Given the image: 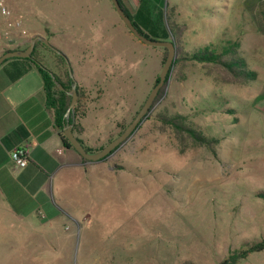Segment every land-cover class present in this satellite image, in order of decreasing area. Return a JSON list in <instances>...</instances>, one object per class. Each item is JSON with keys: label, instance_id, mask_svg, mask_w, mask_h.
<instances>
[{"label": "rangeland", "instance_id": "obj_1", "mask_svg": "<svg viewBox=\"0 0 264 264\" xmlns=\"http://www.w3.org/2000/svg\"><path fill=\"white\" fill-rule=\"evenodd\" d=\"M7 1L9 21L22 25L4 24L0 48L46 36L83 82L91 148L116 137L155 84L165 47L137 38L112 0ZM164 16L177 51L237 41L236 53L257 74L239 80L219 64L176 58L131 137L83 163L74 218L46 222L39 236L16 224L0 264L5 253L6 264H264V249L239 255L264 239L257 195L264 190V0H166ZM36 55L65 76L68 64L54 49L40 44ZM177 113L214 145L159 119ZM38 237L44 249H36Z\"/></svg>", "mask_w": 264, "mask_h": 264}, {"label": "crops", "instance_id": "obj_2", "mask_svg": "<svg viewBox=\"0 0 264 264\" xmlns=\"http://www.w3.org/2000/svg\"><path fill=\"white\" fill-rule=\"evenodd\" d=\"M11 71L0 65V249L17 225L39 236L46 222L64 220L67 214L74 218L80 200L73 194L81 167L88 161L63 141L37 65L14 79ZM77 82L82 86V81ZM78 120L84 127L81 132L73 130L74 134L91 146L86 140V117ZM78 120L74 115V124ZM18 145H27L30 152L29 163L21 169L10 157V150ZM39 239H33L37 250L44 249L45 239L42 246ZM5 257L4 264L7 253Z\"/></svg>", "mask_w": 264, "mask_h": 264}, {"label": "trees", "instance_id": "obj_3", "mask_svg": "<svg viewBox=\"0 0 264 264\" xmlns=\"http://www.w3.org/2000/svg\"><path fill=\"white\" fill-rule=\"evenodd\" d=\"M120 2L124 6L126 11L129 13L130 17L133 20V23L136 25V27H138L140 31L145 33L147 36H151V38H163V39L169 38L170 30L168 26L166 25L165 16H164L166 0H128V2L132 6V9L127 7V5H125L122 0H120ZM237 43H238L237 41L232 42L229 45V47L227 46L222 50H219L218 48H216L215 44L213 43L204 44L192 52L185 51L182 48L181 49L178 48L179 53L176 56L177 58L176 60L178 61H185V60L200 61V62H207V63L213 62V63L221 65L223 68L226 69V71L231 73V75L235 77L236 79L245 80V81L249 79H253L257 73L256 71L249 69L246 65L245 60L242 57L238 56V54L235 51L237 47ZM40 44L46 45L43 42L36 41L35 48L34 50H32L30 56H27V57L12 56V57L5 59L2 64H4L5 69L9 67L12 68V71L10 73L11 79H14L16 77L18 78L21 74H23L26 70H28V68H31L33 64L37 65V67L39 68V71L42 73L45 79V86H46L45 94L47 96L49 104L54 109L56 122L59 125L58 127L60 130V134L63 138V141L66 144L72 146V143L63 133V126H65V121H66L65 111L67 107H69V104L71 101V94L68 91L72 89L74 79L69 75V72H68L69 69H66L65 74H64L65 76L63 77L61 74L56 73L55 71L46 67L43 63H40L38 61L36 52ZM14 48H21V47L20 46H14V47L8 46V47H5V49H3L2 52L10 50V49H14ZM166 53H168V49L165 47L164 54L166 55ZM229 54H232V55L227 56ZM57 55L60 58L64 59L62 55L60 54H57ZM49 70L53 71L55 78L52 77V74L49 72ZM59 84H62L63 88H61ZM77 88H78L77 91H78L79 98H78V102H77L76 108H74L73 113L76 119L78 120V118L81 117L82 114L83 115L85 114V110L80 109L82 107L81 100L83 96L82 86L78 84ZM160 91L158 92L156 99ZM159 119L164 124H167L169 127H171L172 130H174L178 134L182 135L183 133H185L186 136L190 137L193 140V142L205 143L208 146H213L214 142L216 141L215 139H210L206 137L205 134H203L201 131L191 126L185 119V115L181 113H177L174 115L159 114ZM71 120H72V117H71ZM83 127L84 125L81 123V121L78 120L75 122L73 130L77 132H81L83 130ZM81 140L85 144V148L91 152L99 150L102 146L106 144L105 143L97 148H91V146L86 144L83 139ZM109 140L111 141L112 139L109 138ZM257 195L261 196V198H264V190L262 191L259 190L257 192ZM263 249H264V239L261 241L254 242L251 245H248L247 248L239 252V255L246 256L250 251H254V250L261 251ZM225 261L226 259L224 260V262Z\"/></svg>", "mask_w": 264, "mask_h": 264}, {"label": "water", "instance_id": "obj_4", "mask_svg": "<svg viewBox=\"0 0 264 264\" xmlns=\"http://www.w3.org/2000/svg\"><path fill=\"white\" fill-rule=\"evenodd\" d=\"M114 6L119 13L118 15L123 19L129 29L133 32V34L139 38L140 40L151 44V45H158L164 46L168 49V53H166L165 60L159 72L158 79L155 81L151 91H149L144 103L142 104L141 108L137 111L131 122L127 124V126L111 141L109 140L104 146H102L99 150L91 152L85 148V144L82 140L74 134L73 127H74V108H76L78 102V91L77 85L78 82L74 77L73 68L70 62L69 57L66 53H64L60 48L56 47L46 36L42 34H35L31 42L25 48H14L7 51H4L0 54V65L4 62L5 59L12 57V56H19V57H27L31 55L32 50H34L36 41H40L45 43L46 45L50 46L51 48L55 49L57 54H60L64 57L65 61L68 64V72L69 75L74 79L72 89L68 92L71 94V101L69 107H67L65 111V126H63V132L65 136L69 139L72 143V146L85 158L91 159L93 161L102 159L109 154L111 155L118 147H120L131 135L134 131L140 126L144 118L146 117L147 113L152 110L156 96L160 91L161 87L165 83L167 78L168 72H170L172 65L176 59L177 46L173 40L170 38H151V36H147L145 33L140 31L138 27L133 23L132 18L130 17L129 13L126 11L124 6L121 4L120 0H112ZM52 74V77L55 78V75L52 70H49ZM59 83V82H57ZM61 88H63L62 84H59ZM72 117V120H71Z\"/></svg>", "mask_w": 264, "mask_h": 264}, {"label": "built area", "instance_id": "obj_5", "mask_svg": "<svg viewBox=\"0 0 264 264\" xmlns=\"http://www.w3.org/2000/svg\"><path fill=\"white\" fill-rule=\"evenodd\" d=\"M11 8L9 6V3L7 0H0V46L3 44V26L4 24L10 23L15 26L21 27L22 22L19 19H16L14 21H9V18L11 16ZM10 157L12 161L14 162V166L17 169H21L26 166L27 163H29L30 160V152L27 145H18L14 146L10 150Z\"/></svg>", "mask_w": 264, "mask_h": 264}]
</instances>
